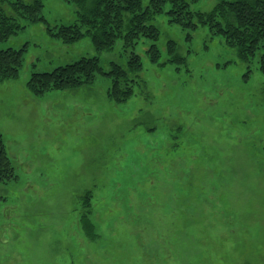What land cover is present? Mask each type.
Here are the masks:
<instances>
[{"label": "rangeland", "instance_id": "rangeland-1", "mask_svg": "<svg viewBox=\"0 0 264 264\" xmlns=\"http://www.w3.org/2000/svg\"><path fill=\"white\" fill-rule=\"evenodd\" d=\"M185 1L188 13L221 0ZM43 3V20L0 42L26 48L20 72L0 81L14 167L0 181V264H264V51L242 58L208 26L171 23L168 1L147 21L160 30L156 61L144 38L100 51L89 35L59 33L77 22V1ZM136 52L122 102L104 73L42 95L28 84L84 56L108 69Z\"/></svg>", "mask_w": 264, "mask_h": 264}, {"label": "trees", "instance_id": "trees-1", "mask_svg": "<svg viewBox=\"0 0 264 264\" xmlns=\"http://www.w3.org/2000/svg\"><path fill=\"white\" fill-rule=\"evenodd\" d=\"M74 1L82 6L78 20L73 24L58 26L60 35L66 42L89 35L94 47L100 51L114 50L119 43L125 50L135 48L140 39L144 38L154 42L148 53L156 61L161 55L155 43L160 39V30L147 21L152 19L153 14L162 11L161 6L166 1L172 4L171 23L193 29L208 26L213 32L226 36L229 41L231 38L236 44L235 50L242 58L249 57L258 50L264 51V0H221L210 11L190 9L188 13L185 10L189 9V4L185 0H153V3L144 7L145 0ZM43 7V0L30 3L24 0H0V42H6L11 36L21 33L27 22L43 20ZM182 8L185 16L180 15ZM167 46L172 52L177 50L174 42L169 41ZM25 50L23 47L0 49V81L20 72L25 61ZM129 56L125 64L111 62L108 69L100 65L99 55L84 56L51 71H34L28 84L34 93L42 95L49 90L91 83L97 75L104 73L114 77L111 96L122 102L134 93L137 84L135 78L143 63L138 52ZM261 61L264 63V52ZM13 171L6 142L0 133V181L10 179Z\"/></svg>", "mask_w": 264, "mask_h": 264}]
</instances>
